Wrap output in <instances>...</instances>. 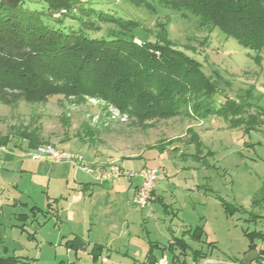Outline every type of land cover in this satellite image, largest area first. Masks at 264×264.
<instances>
[{
  "label": "rangeland",
  "instance_id": "obj_1",
  "mask_svg": "<svg viewBox=\"0 0 264 264\" xmlns=\"http://www.w3.org/2000/svg\"><path fill=\"white\" fill-rule=\"evenodd\" d=\"M90 1L97 9L137 20L139 26L133 33L142 40L154 41L158 22L165 23L167 36L176 48L198 60L206 75L219 73L222 81L218 85L229 82V86L223 84L222 93L239 105L238 114L226 117L235 124L217 116L200 120L184 115L137 124L101 99L53 96L44 103L0 104V136L26 125H39L43 144L69 150L77 139L76 131L95 129L92 146L99 153L118 160L125 168L136 170L143 164L158 167L155 182L162 203L151 200L141 208L130 199L119 204L112 199L109 203L107 199L101 201L115 208L112 216L116 227L122 229V235L119 233L113 242V248L120 251L104 249L102 264H143L148 249L156 244L153 255L157 263L164 257L166 264H264V260L256 261L259 256L264 258V238L257 239L251 248L244 235L245 230L264 234V57L258 65L248 55L251 51L233 37L225 38L218 28L210 31L199 27L195 19L187 20L171 8L157 5L152 12L138 0ZM104 30L105 26L93 35H103ZM221 101L218 95L214 103ZM188 128L202 142L198 149L188 143ZM169 140L173 143L168 145ZM160 143L167 145L165 150L150 149ZM173 145L176 149L170 148ZM17 189L21 197L15 211L11 210L13 205L0 209L5 254L16 256V264H92L84 251L76 257L64 246L71 230L81 236L80 226L64 217L63 223L58 222L44 212L29 219L33 205L44 209L46 189L30 185L27 179L21 180ZM233 206L245 211L229 214L227 209L231 211ZM248 212L259 218L252 220ZM18 213L29 218L19 220ZM94 224L92 219L91 235L96 232ZM196 226L203 228L201 240L185 236L189 246L186 254L168 247L173 238ZM114 232L118 234L116 229ZM108 236L101 233V242ZM194 250L205 256L193 260Z\"/></svg>",
  "mask_w": 264,
  "mask_h": 264
},
{
  "label": "trees",
  "instance_id": "obj_2",
  "mask_svg": "<svg viewBox=\"0 0 264 264\" xmlns=\"http://www.w3.org/2000/svg\"><path fill=\"white\" fill-rule=\"evenodd\" d=\"M138 2L152 12L157 5L179 11L187 20L193 18L197 26L210 31L218 28L225 38L233 37L250 50L248 55L258 65L263 61L264 0ZM103 26L104 34L94 36ZM138 26L137 20L97 9L90 0H0V104L12 106L19 101L44 103L53 96H86L105 101L137 124L184 115L200 120L217 116L234 125L226 117L238 114L239 105L222 93L223 84L229 86V82L218 85L222 81L219 73L206 75L198 60L176 48L167 36L165 23L158 22L154 41L135 36L133 30ZM218 95L222 101L215 104ZM40 130L39 125L13 129L0 136V146L21 140L32 149L45 142ZM96 132L76 131L74 137L94 145ZM188 133V143L198 149L202 145L199 137L191 128ZM164 146L160 143L151 148L161 150ZM34 208H30L31 213ZM232 209L227 212L245 211L240 206ZM248 213L252 220L259 218ZM18 216L22 221L28 217L26 213ZM202 234L201 226L185 230L168 247L178 248L184 255L189 247L184 237L200 241ZM244 235L251 248L257 239L264 238L261 231L245 230ZM3 244L0 233V251H4L0 264H16L19 259L6 255ZM64 246L75 252L88 249L92 264H102V245L88 248L87 241L74 236L65 240ZM153 247L148 249L143 264H157ZM204 256L200 250L192 253L195 261ZM259 257L256 261L262 263Z\"/></svg>",
  "mask_w": 264,
  "mask_h": 264
},
{
  "label": "crops",
  "instance_id": "obj_3",
  "mask_svg": "<svg viewBox=\"0 0 264 264\" xmlns=\"http://www.w3.org/2000/svg\"><path fill=\"white\" fill-rule=\"evenodd\" d=\"M189 144L193 145V143ZM166 146L161 150L157 147L150 149H157L161 152L165 150ZM170 148L176 149V145ZM28 149L24 141L10 142L7 145L0 146V209H2V205H13L11 210L15 211L14 205L20 204L18 198L21 197L17 187L21 180L27 179L30 185L46 189L44 192L45 198L43 199L45 211L33 205L32 207H35L34 212L30 213V218L28 216L27 219L34 220L41 212L51 214L56 217L58 222L63 223V220H66L71 224L80 226L82 230L79 237L88 242V248L92 244H99L104 249L119 252L120 250L113 248V242L122 235V229L121 226L116 227L115 225L112 216L115 208L108 207L106 204L111 199L118 201V204L124 199H130V203L134 204L133 198L140 184V178L137 175L131 177L122 175L110 180H97L96 175L105 169L107 163L112 159L106 154L99 153L89 143L81 142L78 139L73 141L70 148H67L69 150L66 151L81 155L84 158L85 167L92 168L90 172L69 161L56 163L42 159H31L27 155ZM114 161L118 162V160ZM118 166L127 171H138L142 167L153 165L143 164L136 170L125 168V166L119 164ZM158 186L159 184L155 182L151 200L162 203ZM106 199L108 200L107 203H101L102 200ZM92 219L95 223L96 232L91 235L92 228L90 225ZM115 229L118 234L114 232ZM103 232L109 235L105 238V242H101V233ZM69 233L70 238L68 239L78 236V234H73V230ZM111 235L116 238H112ZM111 247L112 249H110ZM81 251L84 250L76 252L71 249L68 250V252H73L76 257H79L82 253L88 254V249L82 253ZM102 258L104 257L102 256ZM259 259L261 262L264 260L261 256Z\"/></svg>",
  "mask_w": 264,
  "mask_h": 264
},
{
  "label": "built area",
  "instance_id": "obj_4",
  "mask_svg": "<svg viewBox=\"0 0 264 264\" xmlns=\"http://www.w3.org/2000/svg\"><path fill=\"white\" fill-rule=\"evenodd\" d=\"M137 43L140 41L136 40ZM158 53V52H156ZM27 155L31 159H42L50 162H65L69 161L77 166L83 167L87 171H92L91 167H85L84 158L81 155L58 149L50 144H41L32 149H28ZM122 175L135 176L140 178V184L133 198V203L141 208L147 206L151 201V191L155 181L159 178V169L157 166H145L138 171H127L118 166L114 160H110L105 169L96 175L99 181L110 180ZM157 264H166V259L163 257Z\"/></svg>",
  "mask_w": 264,
  "mask_h": 264
}]
</instances>
